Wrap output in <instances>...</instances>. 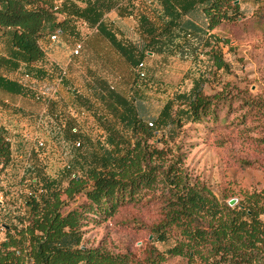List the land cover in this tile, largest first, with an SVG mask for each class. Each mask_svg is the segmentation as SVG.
Returning a JSON list of instances; mask_svg holds the SVG:
<instances>
[{"label": "trees", "instance_id": "16d2710c", "mask_svg": "<svg viewBox=\"0 0 264 264\" xmlns=\"http://www.w3.org/2000/svg\"><path fill=\"white\" fill-rule=\"evenodd\" d=\"M243 1L59 0L55 9L53 0H0L4 48L0 68L43 74L46 52L41 40L50 33L57 38L75 33L78 19L105 38L137 78L136 67L144 64L149 53L178 55L193 64L187 71L189 89L174 93L152 121L145 116L136 80L130 94L124 95L94 74L87 84L91 96L70 86L67 76L60 80L71 95L70 103L78 108H70L69 114L79 117L94 106L101 136L93 139L80 132L75 119L67 117L64 137L80 139L84 150L73 148L71 158L55 175L35 170L29 181L33 189L23 197L21 208L13 220L0 223L4 230L0 264H162L176 256L200 264H264V221L260 218L264 187L245 191L229 205L227 196L216 195L205 182L190 176L183 166V153L163 138V128L216 122L220 110H231L236 103L245 109L243 118L253 113L264 127V97L251 96L230 83L211 94L203 91L211 73L230 71L222 51L229 40L213 30L223 23H236L244 14ZM110 12L136 18L139 43L117 36L112 22L105 19ZM52 65L57 78L58 69ZM0 89L24 92L20 83L1 74ZM50 106L46 111L57 118ZM159 131L162 136H157ZM11 161L9 130L0 122V190L2 173ZM80 194L85 202L70 207ZM128 206H150L154 211L153 220L142 223L150 238L123 252L111 250L105 242L86 244L84 233L94 220L92 215L106 219ZM156 243L166 247L159 249Z\"/></svg>", "mask_w": 264, "mask_h": 264}, {"label": "rangeland", "instance_id": "374dc122", "mask_svg": "<svg viewBox=\"0 0 264 264\" xmlns=\"http://www.w3.org/2000/svg\"><path fill=\"white\" fill-rule=\"evenodd\" d=\"M58 3L59 0H53V4ZM241 8L244 14L236 23H223L213 30L218 36L229 40L222 51L230 64V71L211 73L203 86L206 94L230 83V86H236L251 96L264 97V0L243 1ZM57 18L62 19V16L58 15ZM105 19L112 22L118 37L140 42L134 16L119 17L110 12L105 15ZM76 22L75 33L59 35L55 41L50 39V33L41 40L46 52L43 74L25 78L22 68H0L1 75L16 80L24 88L21 94L0 89V122L9 130L12 145V161L1 176L3 203L0 205V223L13 220L12 217L21 208L23 197L33 189L29 181L35 170L55 175L71 158L73 148L84 150L82 143L78 147L75 145L80 139L72 141L64 137L63 125L68 116L75 119L80 132L93 139L101 136V129L94 119V106L84 109L85 115L82 117L69 114L70 108H78L70 103L72 98L67 88L63 84H55L56 76L53 75L56 68L52 67L53 63L66 66L68 83L86 96H91L87 84L94 74L106 78L115 90L124 95H129L133 81H138L148 121L158 115L174 93L187 91L191 85L187 73L189 68H193L190 60L178 55L149 53L144 59L145 75L137 78L135 70L105 38L94 28L85 30ZM78 39H83L84 48L78 56L70 57V51ZM3 52L0 42V53ZM51 70L53 73L47 75ZM52 88L59 93L51 99L54 101L52 106L49 104L52 113L58 115L57 118L50 111L47 112L48 109L44 110V101L33 97V93L38 90ZM81 106L86 107V104ZM244 112L245 109H239L236 103L231 110L225 107L220 110L216 122L193 124L189 128L188 124L178 129L163 128V138L169 146L183 153V166L190 176L205 182L216 195L227 196V200L241 198L245 191H260L264 187V142L261 141L264 127L257 115L246 113L243 118ZM157 136H162L161 131ZM39 141L43 142L42 146L38 144ZM178 145L180 149L176 148ZM84 202L85 198L80 194L69 206ZM150 208L123 207L106 219L92 215L94 220H90L84 233L86 244L95 246L105 242L115 252L141 245L150 238L142 228V223L150 222L155 216ZM260 218L264 221V214ZM3 235L4 230L0 227V239ZM156 245L159 249L166 247L160 243ZM162 264L200 263H190L186 258L176 256L168 257Z\"/></svg>", "mask_w": 264, "mask_h": 264}, {"label": "built area", "instance_id": "2783aa9c", "mask_svg": "<svg viewBox=\"0 0 264 264\" xmlns=\"http://www.w3.org/2000/svg\"><path fill=\"white\" fill-rule=\"evenodd\" d=\"M54 8L55 9L57 8V4L54 6ZM76 23L80 27L84 28L85 30H89L90 29V27L87 25V23L84 20H82V19H78ZM50 39L52 41H55L57 39V34L56 33H52L50 35ZM82 48H83V39H78L77 41H75V43H74V45H73V47H72V49L70 51V57L78 56L81 53ZM55 65H56V67L58 69V72H59V75L55 79V84L58 85V84H60V80L67 76V68H66V66H62V65H60L58 63H55ZM143 67H144L143 62H139L137 67H136V71H137L139 77H143L145 75ZM23 76L25 78H28L30 76V74L29 73H24ZM56 95H57V91H56L55 88H52V89H49V90H38L36 92V100L44 101V106H45L44 110H45V109H47L48 102L53 97H56ZM84 115H85V112H80L78 116L82 117ZM148 124L151 125V122H149ZM38 144L40 146H42L43 142L39 141ZM75 145L76 146H80V141H76ZM1 202H2V194L0 193V203Z\"/></svg>", "mask_w": 264, "mask_h": 264}, {"label": "water", "instance_id": "95a60500", "mask_svg": "<svg viewBox=\"0 0 264 264\" xmlns=\"http://www.w3.org/2000/svg\"><path fill=\"white\" fill-rule=\"evenodd\" d=\"M236 201H237V199L232 198V199L228 200V204H229V205H233V204L236 203Z\"/></svg>", "mask_w": 264, "mask_h": 264}]
</instances>
